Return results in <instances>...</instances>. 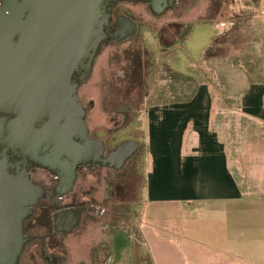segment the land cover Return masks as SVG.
I'll use <instances>...</instances> for the list:
<instances>
[{"label": "crops", "instance_id": "obj_1", "mask_svg": "<svg viewBox=\"0 0 264 264\" xmlns=\"http://www.w3.org/2000/svg\"><path fill=\"white\" fill-rule=\"evenodd\" d=\"M197 18L187 24L202 22V72L178 73L176 94L146 98L141 117L145 201L165 212L145 218L143 255L116 230L97 263L264 264V138L259 150L249 128L226 121L236 112L264 127V0H209ZM241 135L248 142L228 141Z\"/></svg>", "mask_w": 264, "mask_h": 264}, {"label": "water", "instance_id": "obj_2", "mask_svg": "<svg viewBox=\"0 0 264 264\" xmlns=\"http://www.w3.org/2000/svg\"><path fill=\"white\" fill-rule=\"evenodd\" d=\"M118 2L143 3L162 15L176 0H0V264H19L23 222L47 192L32 184L47 169L71 192L80 166L119 170L139 149L124 142L106 158L90 139L88 110L79 90L89 80L101 47L112 38ZM132 31L118 41L136 33ZM75 216L71 227L78 225Z\"/></svg>", "mask_w": 264, "mask_h": 264}, {"label": "rangeland", "instance_id": "obj_3", "mask_svg": "<svg viewBox=\"0 0 264 264\" xmlns=\"http://www.w3.org/2000/svg\"><path fill=\"white\" fill-rule=\"evenodd\" d=\"M208 1L186 0L178 8L160 16L153 15L142 3L119 6L122 8L120 13L127 14L138 24V32L130 40L111 41L101 47L90 80L80 88L79 100L83 104L93 101L94 109L87 118L88 128L93 134H102L105 139L114 136L115 143L135 138L141 143L136 157L139 159L138 162H130L121 173L106 169L80 173L70 197L75 198L78 204L93 201L105 210V214L101 218L85 216L82 225L64 237L56 250L65 256L63 264H100L96 260L98 246L102 241L110 243V235L116 230L132 233L136 240L134 254L136 258L143 255L140 228L147 215L165 211L145 201L146 130L141 120L142 111L151 105V99L146 101V98L158 96L159 101L176 94V84L181 86L185 82L178 73L192 76L195 72H202L205 44L202 22L194 25L191 32L187 23L202 15ZM135 61L140 62V67L135 65ZM190 87L187 85L189 92ZM232 115L226 119L227 123H231L232 128L240 124L249 128L253 134L252 142L260 150L264 138L263 125L246 122L247 119L239 118L236 112ZM235 138L228 140L232 146L238 143L237 139L248 142L245 135L243 139L242 135ZM42 174L37 171L32 177L38 181ZM123 242L120 254L126 252L127 238ZM32 247L30 249L34 250L35 246ZM107 247L110 248V244L102 249L104 260L109 256ZM21 264H31L29 256L25 255ZM33 264L46 263L41 255L36 254Z\"/></svg>", "mask_w": 264, "mask_h": 264}, {"label": "flooded vegetation", "instance_id": "obj_4", "mask_svg": "<svg viewBox=\"0 0 264 264\" xmlns=\"http://www.w3.org/2000/svg\"><path fill=\"white\" fill-rule=\"evenodd\" d=\"M185 1L186 0H176V2L173 3V7L168 9L166 12L178 8ZM124 3L133 4L130 2H118L115 4L112 10L111 30H110L113 37L108 39L107 42L112 41L118 43V39L120 38L121 35L129 34L132 31L130 20H132L137 26L136 33L132 38H134L138 32V28H139L138 24L133 19H131L127 14L120 13L122 8L120 9L119 6ZM134 4H140V3H134ZM144 5H146L149 8L150 12L153 15L158 16L156 12H154L150 8L149 5L147 4ZM132 38H129L127 40H130ZM135 65H138L140 67L141 64L139 61L138 62L135 61ZM140 78H142V75ZM80 103L83 107H85L88 110V114L90 111L94 109L93 101H90L88 104H83V102L81 101ZM86 123H87V119H86ZM88 130H89L90 139H100L104 142L105 144L104 157L106 158L110 155L112 151L116 149L118 145L124 142H135L139 145V149L130 159H128L124 163V165L119 170L115 169L116 164H113L112 167H102L100 165H96L88 168L86 166H80L77 169L76 183L78 181L81 172H85L88 174L91 172H95L98 169H106V170H111L115 173H121V171L126 169V166L130 162L132 161L134 162V159L139 155L141 143L135 138L125 139L123 141H120L119 143H115V141H113L114 136H110L109 138L105 139L104 135L102 134L100 135L98 133L93 134L89 128ZM37 171L43 172V174L40 177V180L38 181L33 179L32 177V175ZM30 180L33 185L43 188L47 192V197L41 200L39 204L33 208L32 214L23 222V231H22L23 235L27 238L36 237V239L28 242L25 245L19 264H21L22 259L25 255L29 256V262L33 264L36 254L41 255L44 263L46 264H63L66 261V258L59 252H56V250L59 249L60 244L64 239V237L76 231L82 225V221L85 216H94L96 218H101L104 216L105 210L102 207L93 204V201H90L87 204H84L82 202L81 204H78L75 198L70 197V195L74 191L76 183L71 192L65 193L64 182L60 178L53 175L47 169H43L39 167L34 168L30 173ZM75 216L79 217L78 225L75 227H71V223ZM32 246H35L34 250L30 249ZM103 257L97 255L96 260H99V258L100 259L102 258V260H104Z\"/></svg>", "mask_w": 264, "mask_h": 264}, {"label": "trees", "instance_id": "obj_5", "mask_svg": "<svg viewBox=\"0 0 264 264\" xmlns=\"http://www.w3.org/2000/svg\"><path fill=\"white\" fill-rule=\"evenodd\" d=\"M138 159H139V158H135V160H134V161H135V162H138Z\"/></svg>", "mask_w": 264, "mask_h": 264}]
</instances>
